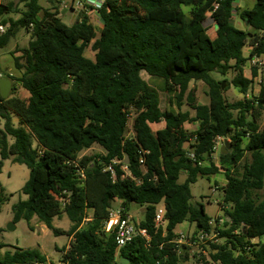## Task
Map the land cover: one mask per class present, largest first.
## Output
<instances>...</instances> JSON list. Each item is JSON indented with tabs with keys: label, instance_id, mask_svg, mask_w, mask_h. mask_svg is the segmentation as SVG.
<instances>
[{
	"label": "trees",
	"instance_id": "16d2710c",
	"mask_svg": "<svg viewBox=\"0 0 264 264\" xmlns=\"http://www.w3.org/2000/svg\"><path fill=\"white\" fill-rule=\"evenodd\" d=\"M238 1L105 0L98 35L84 13L65 23L59 2L44 8L39 0H20L22 11L15 1L0 0L6 28L0 51L22 31L32 38L27 48L10 53L21 76L9 75L13 92L0 94V174L7 160L30 170L22 188L28 198L14 205V222L37 218L56 236L71 237L63 264H118L122 258L129 264H184L189 256L176 244L184 222L195 224L196 233L219 234L221 242L208 243L210 261L204 264H264V244L254 243L264 235V199L255 194L264 188V80L252 94L258 72L253 68L251 78L244 72L253 57L264 55V0L252 9L238 8ZM236 11L246 30L235 26ZM90 45L94 60L85 56ZM231 71L236 75L229 83L245 96L237 102L225 97L228 81L212 76ZM142 72L162 80L177 110H162L158 90ZM199 81L208 86L207 105L190 89ZM18 87L30 96H17ZM161 122L165 128L154 133L150 125ZM195 123L198 129H186ZM218 138L229 140L232 150L219 152L217 164ZM95 145L104 152L81 155ZM220 172L227 179L220 189L222 228L219 219L211 224L204 204L192 202L191 192L200 177ZM183 173L187 178L180 183ZM5 200L0 184V211ZM161 203L165 229L155 224ZM131 204L144 208L139 226L151 239L137 237L119 248L105 223L113 208L129 214ZM63 215L72 223L69 230L53 225ZM5 247L0 243V264H53L37 249L2 254Z\"/></svg>",
	"mask_w": 264,
	"mask_h": 264
},
{
	"label": "rangeland",
	"instance_id": "374dc122",
	"mask_svg": "<svg viewBox=\"0 0 264 264\" xmlns=\"http://www.w3.org/2000/svg\"><path fill=\"white\" fill-rule=\"evenodd\" d=\"M15 1L17 3V6L20 4V0H3L4 3H9ZM59 2V9L60 13L63 14V20L67 24H71V11L70 10H63V5L66 4L69 8H72L74 10H78L79 6L78 4H81L84 2V0H39V3L44 8H52L53 2ZM240 3L241 8H251L255 4L256 0H240L238 1ZM55 3V4H56ZM58 5V3H57ZM25 4H20V10L24 11ZM10 14H6L4 17H9ZM13 17H18L17 14H11ZM1 19V18H0ZM1 21V20H0ZM93 23L95 24V27L97 29L98 35L100 33V27L99 24H97V19H92ZM235 26L239 29L246 30V26L243 23V21L239 18V15H237L234 18ZM31 34L26 33L25 31H22L18 34V36L10 43L9 47L0 51V73L4 75V77H8L10 70H15V63H14V57L10 54L11 52H15L16 50L27 48L29 46V43L31 41ZM15 47V49H14ZM15 50L11 51L10 50ZM246 56H249L247 53V50L245 51ZM85 56L94 60L95 59V52L92 50L91 45L87 48ZM258 71V77L255 79V91L252 92L256 93L259 89L258 83H260L261 80H264V67H262ZM252 71L253 67L251 66V62L248 63V65L245 67V74L248 78L252 77ZM15 75H19V71L16 69L14 72ZM144 80H146L152 87H154L156 90H158L160 94L161 99V106L165 109H171L176 108L175 100H173L172 105L170 102V97L165 92L162 91V80L157 79L154 77L149 76L146 72L141 73ZM236 72L231 71L226 77H223L222 75L218 73H212V76L215 79L218 80H227L228 83H225V87L223 89L226 99L229 102H237L241 99H243L245 96L233 85H231L229 82L235 77ZM17 86V85H16ZM190 89L196 90V97L197 102L199 104H208L209 103V97L207 96L208 86L204 82H192L190 84ZM13 92V90L10 92ZM15 94L21 98H27L30 96V94L18 87L17 92ZM251 91L249 92L248 97H250ZM183 110H189L187 105L183 107ZM192 115H195L194 111H191ZM13 122L16 126H19V118L17 115H13ZM132 122H133V116L130 121V126L128 130V135H132L133 129H132ZM261 129L264 128V111L262 118L259 122ZM0 127H4V121L0 119ZM190 127H193L192 124ZM229 141V140H228ZM13 142V140H11ZM188 146V144H187ZM225 146V144H222L220 148L217 150V161L219 160V152H221L222 147ZM232 150V147L230 146V149H228V152ZM103 153V149L95 145L92 149L84 151L81 155H99ZM251 155L248 153L246 155L245 160H249ZM1 160V157H0ZM245 162V161H244ZM243 162V163H244ZM30 177V170L27 168V166L19 164V163H13L12 160H7L4 162V166L2 169V173L0 174V184L4 188V196L6 200L1 206L0 211V243H3L6 245V247L2 250V254H4L7 251L15 252L16 250H29V249H37L40 252H42L49 260V262L53 264H63V252L62 250L67 247L70 244V237L68 235H61L56 236L52 230L47 228V226L40 222L37 218L33 219L31 223L27 222L26 220L22 219L19 222H14V211L13 207L16 205L20 200H27V196L22 193V188L26 184ZM187 178V175L183 173L180 177V183H184ZM227 184L226 175L223 172H220L218 174L212 175L210 177H200L197 181V183L193 184L191 186V192H192V202L193 203H202L204 204L206 208L207 214L212 218H224L225 213L221 210V207L219 205L220 202V194L219 189L224 187ZM216 189V191H215ZM257 197L264 199V188L261 191H258L255 193ZM120 205V203L118 202ZM141 208L136 204L130 205V215L134 217L135 220L139 221L142 219V212L140 210ZM13 224V228L9 229L10 225ZM53 225L57 228H61L63 230H69L72 226L71 221L66 215H63L60 218H55L53 221ZM220 227L224 226L223 221L219 225ZM196 231V225L190 224L188 222H184L183 224L179 225L176 229V232L180 235V233L192 235L193 232ZM221 242V240L219 241ZM254 243L264 244V235L257 238ZM188 249H182L183 255L185 252H187L189 259L184 264H204L205 261H210V254L208 252V249H210V246L207 242L202 243L203 246L207 247V250H204L201 248V246H195L191 243L185 244ZM201 254L203 256H201ZM203 258V259H202Z\"/></svg>",
	"mask_w": 264,
	"mask_h": 264
},
{
	"label": "built area",
	"instance_id": "2783aa9c",
	"mask_svg": "<svg viewBox=\"0 0 264 264\" xmlns=\"http://www.w3.org/2000/svg\"><path fill=\"white\" fill-rule=\"evenodd\" d=\"M238 3L239 2H237V4ZM104 4H105V0H86L85 3L78 4V6L85 9H90L95 13H97L98 15V10L101 9L104 6ZM70 9L71 8H69L66 4L63 5V10H70ZM234 16L235 17L237 16V11L235 12ZM5 31L6 28L2 24H0V35L5 33ZM250 62L253 68H257L260 70L262 67H264V55L253 57ZM2 78H4V75L0 73V79ZM224 140H225L224 138H218L217 144L218 142H223ZM108 170L114 173V168L112 165L108 167ZM217 219H219V225L222 221L224 223V218L216 217L211 221V224L213 226H217ZM155 224L157 228H164V229L167 225L166 208L163 203L157 206V210L155 214ZM219 225L218 227H220ZM220 228H222V226ZM105 229L107 232L115 233L116 241L119 248L125 247L126 245L130 244L137 237H142L147 242H149L151 239L147 229L141 228L139 226V222H137L134 219V217L130 215V213L127 214L126 212H124V209L122 207H116L111 210L110 218L105 223ZM218 235L219 234L217 232L208 234L205 231H200L198 233H196L195 231L193 232L192 235L180 233L179 238L176 241V244L177 247L181 250V252L183 246L188 242L198 247L201 246L202 248L203 246L202 243L204 242L218 243L219 242L217 239ZM208 245L210 246V244Z\"/></svg>",
	"mask_w": 264,
	"mask_h": 264
},
{
	"label": "crops",
	"instance_id": "0c3cea01",
	"mask_svg": "<svg viewBox=\"0 0 264 264\" xmlns=\"http://www.w3.org/2000/svg\"><path fill=\"white\" fill-rule=\"evenodd\" d=\"M2 2H3V0H1ZM85 1L86 0H84V2L83 3H85ZM240 1V0H239ZM4 3V2H3ZM256 3V2H255ZM255 5V4H254ZM254 5H253V7H254ZM237 7L238 8H240V9H243V8H241V6H240V3H238L237 4ZM253 7H251V8H249V9H252ZM70 11H71V15H70V19H71V22L73 23V22H75L79 17H81V14L82 13H84L85 15H87L88 17H89V19H90V22L95 26V24L93 23V21H92V19H97V24H99V27H100V29H102V23H101V21H100V19H99V17H98V15H97V13H95L94 11H92V10H90V9H85V8H82V7H80L79 6V8H78V10H74V9H70ZM63 13L61 12V15H62ZM19 16L20 15H18V17H13V16H9V17H12V18H14V19H18L19 18ZM62 17H63V15H62ZM1 20V19H0ZM244 23V22H243ZM1 24V23H0ZM14 49H15V47H14ZM10 50V52L11 51H15V50ZM247 50V53H248V55L250 54V52H251V50H252V47H250V46H247L245 49H244V55L246 56V51ZM17 56H19L20 54H16ZM256 70H257V68H255ZM16 71V67H15V70H10V73H9V75H11V76H14V72ZM258 71V70H257ZM246 75V74H245ZM16 77H20L21 76V72L19 71V75H15ZM258 77V76H257ZM2 79H9L8 77H4V78H2ZM2 79H0V81L2 80ZM256 79V78H255ZM10 80V79H9ZM11 81V80H10ZM12 82V81H11ZM258 86H259V83H258ZM20 88H22V87H20ZM23 89V88H22ZM12 90H13V82H12ZM256 89L254 88V91H255ZM259 90H260V86H259V89L257 90V92H259ZM256 92V93H257ZM28 98V97H27ZM209 103H210V100H209ZM208 103V104H209ZM204 105H207V104H204ZM188 107V106H187ZM161 108H162V106H161ZM189 108V107H188ZM171 109H174V108H171ZM171 109H165V110H171ZM162 110H164L163 108H162ZM185 111V110H184ZM187 111V110H186ZM190 125L191 124H186V129L187 130H189V131H195L196 129H198V126H199V124L198 123H195V124H192V126L193 127H190ZM151 126V129H152V131L154 132V133H156V132H158L159 130H162V129H164L165 128V126H166V124L164 123V122H161V123H156V124H151L150 125ZM132 134H133V132H132ZM222 144H225V140L223 141V142H218V144H217V150L220 148V146L222 145ZM187 146V145H186ZM92 149V148H91ZM90 150V149H89ZM217 150H216V153L214 154V161L218 164V161H217ZM222 150V149H221ZM104 152V151H103ZM215 191H216V189H215ZM217 192H219V194H220V196H221V194H222V192L220 191V189H219V191H217ZM141 210V212H143L144 211V208H141L140 209ZM137 221V220H136ZM141 220H139V221H137V222H140ZM72 240V238L70 237V241ZM254 242H255V240H254Z\"/></svg>",
	"mask_w": 264,
	"mask_h": 264
},
{
	"label": "water",
	"instance_id": "95a60500",
	"mask_svg": "<svg viewBox=\"0 0 264 264\" xmlns=\"http://www.w3.org/2000/svg\"><path fill=\"white\" fill-rule=\"evenodd\" d=\"M17 6V3L16 5ZM225 87V83H223V89ZM12 91V82L9 79H2L0 81V94L3 98H8L10 96V92ZM187 147V146H186ZM228 149H230V145L228 141H225V146L222 147V154H227ZM125 163H129L128 157ZM13 228V224L10 225L9 229ZM118 264H129V260L122 258Z\"/></svg>",
	"mask_w": 264,
	"mask_h": 264
}]
</instances>
